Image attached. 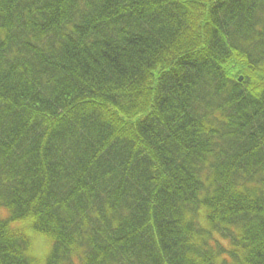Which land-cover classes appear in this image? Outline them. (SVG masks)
<instances>
[{
	"label": "trees",
	"instance_id": "1",
	"mask_svg": "<svg viewBox=\"0 0 264 264\" xmlns=\"http://www.w3.org/2000/svg\"><path fill=\"white\" fill-rule=\"evenodd\" d=\"M0 210V264H264V0H0Z\"/></svg>",
	"mask_w": 264,
	"mask_h": 264
},
{
	"label": "rangeland",
	"instance_id": "2",
	"mask_svg": "<svg viewBox=\"0 0 264 264\" xmlns=\"http://www.w3.org/2000/svg\"><path fill=\"white\" fill-rule=\"evenodd\" d=\"M0 215L1 217L5 216V210H0ZM15 225H18L20 228H25L27 234L31 237L32 239V245L30 249V254L34 257H36L39 262H43L45 257L50 251V239L47 238L44 235L35 233L31 227L30 223L28 221H19L13 224L14 227Z\"/></svg>",
	"mask_w": 264,
	"mask_h": 264
}]
</instances>
